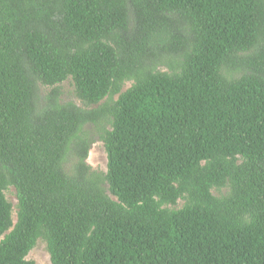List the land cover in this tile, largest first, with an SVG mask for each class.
Listing matches in <instances>:
<instances>
[{
	"label": "trees",
	"instance_id": "trees-1",
	"mask_svg": "<svg viewBox=\"0 0 264 264\" xmlns=\"http://www.w3.org/2000/svg\"><path fill=\"white\" fill-rule=\"evenodd\" d=\"M38 239L51 264H264V0H0V264Z\"/></svg>",
	"mask_w": 264,
	"mask_h": 264
},
{
	"label": "rangeland",
	"instance_id": "rangeland-1",
	"mask_svg": "<svg viewBox=\"0 0 264 264\" xmlns=\"http://www.w3.org/2000/svg\"><path fill=\"white\" fill-rule=\"evenodd\" d=\"M132 84V81H125L122 85L121 91H124ZM61 102L72 101L75 104L85 107L81 101L76 97L74 85L72 79L69 77L63 82L60 83ZM51 87L39 85V94L41 97H44L45 94L50 90ZM117 96L114 97V99ZM98 104H91L88 108H94ZM87 133L89 138L92 139V143L90 145V149L86 158V163L91 167V169L105 172L106 171V154L104 151V147L101 141L98 140L96 132L94 130V126L92 124H86L83 128ZM74 159L68 158L66 164L64 165L65 169L70 171L74 164ZM107 187V185H105ZM226 191V188H222L220 191L212 190L215 195L222 194ZM5 196L7 200L12 204V220L16 221V204L17 200L15 197V190L13 187H9L5 190ZM183 205V200H178L175 205H170L171 208H180ZM26 259L33 260L35 264H51L49 254L47 252L46 243L42 239H38L35 246L29 251L26 256Z\"/></svg>",
	"mask_w": 264,
	"mask_h": 264
}]
</instances>
